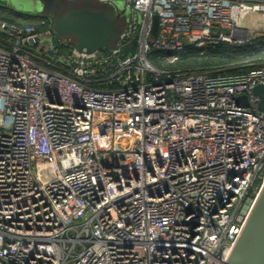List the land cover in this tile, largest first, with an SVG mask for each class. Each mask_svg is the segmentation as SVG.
<instances>
[{
  "label": "built area",
  "instance_id": "1",
  "mask_svg": "<svg viewBox=\"0 0 264 264\" xmlns=\"http://www.w3.org/2000/svg\"><path fill=\"white\" fill-rule=\"evenodd\" d=\"M97 1L129 10L109 53L52 60L48 19L0 20V264H225L264 184V50L165 64L248 42L264 2Z\"/></svg>",
  "mask_w": 264,
  "mask_h": 264
},
{
  "label": "water",
  "instance_id": "2",
  "mask_svg": "<svg viewBox=\"0 0 264 264\" xmlns=\"http://www.w3.org/2000/svg\"><path fill=\"white\" fill-rule=\"evenodd\" d=\"M90 1L101 4L114 2L85 0V3L88 4ZM241 1L264 2V0ZM76 2L69 0L67 5L62 8L63 13L55 14L56 5L61 7V4L57 0H52V9L48 15L29 16L50 21L53 31L52 49L67 44L76 52L86 55L96 52L109 53L116 49L117 46L113 45L112 42L116 38L119 39L121 35L116 27V19L123 17L128 8L124 5L122 9H116V17L111 18L104 9H91L87 5L75 7ZM155 30L156 19L154 20L152 35L155 34ZM28 44L33 45V41H28ZM134 44L133 42L130 46L123 47V51L133 55ZM252 93L258 97V108L264 113V86H256ZM225 264H264V184Z\"/></svg>",
  "mask_w": 264,
  "mask_h": 264
},
{
  "label": "trees",
  "instance_id": "3",
  "mask_svg": "<svg viewBox=\"0 0 264 264\" xmlns=\"http://www.w3.org/2000/svg\"><path fill=\"white\" fill-rule=\"evenodd\" d=\"M44 18L20 14L9 7L0 5V20L18 28L33 27L36 30H43L40 20ZM73 48L69 45H61L55 55H51L52 60L57 57L69 55ZM264 37H257L246 43L230 46L225 43L213 46L206 55H200L192 48H185L179 52V59L173 64H165L169 70H180L185 72L202 71L215 67L234 64L240 61L263 57ZM104 53V52H102ZM155 64H157L154 61ZM247 68L237 69L235 72H245Z\"/></svg>",
  "mask_w": 264,
  "mask_h": 264
},
{
  "label": "rangeland",
  "instance_id": "4",
  "mask_svg": "<svg viewBox=\"0 0 264 264\" xmlns=\"http://www.w3.org/2000/svg\"><path fill=\"white\" fill-rule=\"evenodd\" d=\"M75 1H77L76 4L74 5L75 7L87 5L91 9H104L105 12L111 18L116 17L115 16L116 9H122V7L124 6V4L121 1H114L113 3H104V4L95 1H90L88 4L85 3V0H75ZM57 2L61 4V7H59L57 4L54 13L62 14L63 13L62 8L67 5V2H69V0H57ZM51 4H52V0H0L1 6L9 7L10 9L19 12L20 14H26V15H37V14L48 15L52 9ZM128 20H129L128 10L124 13L123 17H119L116 19V27L120 34L124 32ZM117 43H118V39L116 38L112 42V44L117 45ZM38 46L51 48L52 46L51 39L43 38L39 42Z\"/></svg>",
  "mask_w": 264,
  "mask_h": 264
},
{
  "label": "crops",
  "instance_id": "5",
  "mask_svg": "<svg viewBox=\"0 0 264 264\" xmlns=\"http://www.w3.org/2000/svg\"><path fill=\"white\" fill-rule=\"evenodd\" d=\"M238 29L250 39L264 37V18L259 16H245L239 20Z\"/></svg>",
  "mask_w": 264,
  "mask_h": 264
}]
</instances>
